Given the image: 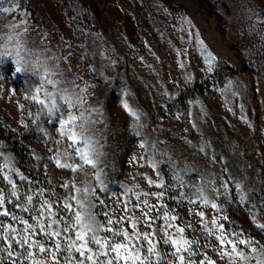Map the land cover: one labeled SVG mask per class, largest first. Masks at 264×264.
<instances>
[{
  "label": "rangeland",
  "instance_id": "obj_1",
  "mask_svg": "<svg viewBox=\"0 0 264 264\" xmlns=\"http://www.w3.org/2000/svg\"><path fill=\"white\" fill-rule=\"evenodd\" d=\"M0 41V122L29 144L46 174L39 184L57 187L56 201L75 204L81 195L77 189L93 190L96 171L109 162V135L127 140L131 134L124 192L96 199L90 192L84 201L85 207L97 205L93 214L102 226L105 214L119 220L125 203L131 209L139 203L136 195L148 194L140 201L162 209L150 212L157 217L151 229L141 222L137 230H159L165 223L161 211L176 216L169 231L184 228L173 239L189 242L181 252L188 264L206 261L204 247L214 264H233L218 250L220 230L205 238L201 217L194 215L200 212L206 223L216 219L236 251L248 257L235 264H264V232L258 227L264 225V0H0ZM207 54L216 58L211 71ZM41 88L38 98L47 99L44 117L36 114L40 105L31 102ZM51 106L56 111L49 116ZM69 116L84 129L73 130L94 149V169L82 167L78 158L67 160L76 171L57 166V157L60 163L67 159L70 141L60 133ZM148 125L155 128L153 145L164 164L170 161L178 169L171 197L168 183L135 139ZM121 140L115 143L118 149ZM215 149L217 160L207 156ZM222 166L230 184L221 176ZM198 174L206 184L218 185L213 189L217 208L205 207L199 191L187 190L201 180ZM142 211L132 212V219ZM36 217L33 212L22 219L34 223ZM51 219L62 218L55 214ZM107 227L132 233L127 219ZM237 233L240 240L253 242L251 248L236 240ZM36 239L44 242L42 235ZM222 247L232 251V244ZM172 250L157 244L153 259ZM125 259L122 254L121 264ZM54 264L76 263L56 253Z\"/></svg>",
  "mask_w": 264,
  "mask_h": 264
},
{
  "label": "snow or ice",
  "instance_id": "obj_2",
  "mask_svg": "<svg viewBox=\"0 0 264 264\" xmlns=\"http://www.w3.org/2000/svg\"><path fill=\"white\" fill-rule=\"evenodd\" d=\"M216 58L207 54L206 63L209 65V71L215 66ZM41 89H36L33 96L31 97V102L33 104H39L43 107L47 101L46 98L39 99L38 96L42 92ZM27 99V97H26ZM75 106V105H74ZM125 109H128V105L125 103L123 105ZM56 111V106L49 107V116ZM132 115H137L135 112ZM79 128L80 133L83 132V126L78 125L74 117L69 116V118L61 125V135L66 137L70 143L64 150L67 159L64 163H60L59 158H56V163L58 167L65 168L71 171H76L77 168L72 164L68 163L67 160L79 159L83 161L82 167L90 166L95 168V161L92 159L93 147L87 137L81 135L73 129ZM68 149H71V154H68ZM15 170H12L14 173ZM3 178H0L2 181ZM24 183L31 184L26 177H21ZM96 184L99 188H93L89 190L87 188L77 189L81 193L79 200L73 196L72 199L76 200L75 204H65L63 205V212H61L62 219H51L54 213L50 211L51 205L47 200L41 202L40 196L43 192H36L33 195H27L26 192H20L18 195V189L12 180H8V185L4 188H0V264H20V260L35 259L36 256H41L42 258L36 261V264H54L56 261V253H63L71 251L73 254L78 255L80 258V264H121L122 254L125 259V264L130 261L131 264H172V261L167 259L171 257L177 264H188L185 257L181 255V252L185 250L188 241L181 239H173L174 235H179L184 232V228H178L175 232H170L169 229L175 226L171 223L177 219L176 216H167L163 211L160 215L163 217L165 223L159 229L155 231H149L140 233L137 230V224L144 222L148 228H152V224L155 222L157 217H151L149 214L155 211L157 208H161L160 205H149L148 200L144 199L140 201V195L148 194H138L136 195L137 203L129 209L128 204L125 203L124 216L113 221L108 214H105V225L102 226L97 220L96 216L93 214L96 208V204H89L85 207L84 201L87 199L91 192L92 198L96 199V191H107L103 187V173L98 172L95 175ZM151 184L152 181H149ZM160 187V185H154ZM169 189H164L168 191ZM162 195V193H161ZM160 199V196L156 197ZM243 200V196L240 197ZM203 200V205L205 207L211 206L212 208H217L216 204H210V202L201 197ZM15 203H12V201ZM192 200H189L191 203ZM6 203H12L13 211H8L5 209ZM97 203H101L97 201ZM20 205V211L24 213L34 212L37 213V217L34 223H29L28 220L20 219L15 213L16 207ZM143 209L141 217L139 219L133 220L131 213L137 211L138 209ZM64 213H67L65 216ZM201 217L203 227L206 232V239L208 236L216 237V233L220 230V235L218 237L220 247V255L222 257H227L230 261L235 264L237 260H245L248 257L242 251H236V244L232 243L230 240L226 239V235L222 228L223 226L219 224L216 219H213L210 223L203 221L204 214L194 213ZM11 217L15 224L20 225L19 228L15 226H8L5 228L4 218ZM31 219V217H30ZM127 219L130 227L132 228V233L129 234L127 230L113 229L107 227V225L120 224L123 220ZM56 225V229L49 231ZM62 225V227L60 226ZM260 230L264 232V225H258ZM37 235H42L44 242H40L36 239ZM236 240L239 243L245 244L247 248H251L252 241H242L240 240V234L237 233ZM159 236V240L156 237ZM104 237H107L105 239ZM166 244L173 250L170 253H161L155 259L153 257L156 253L157 244ZM198 243V242H197ZM47 244V247H45ZM232 244V251L225 252L223 250V245ZM34 249L35 251H31ZM53 249L55 251H53ZM17 250L19 255H17ZM95 250V252H93ZM253 253L256 251L252 249ZM141 252L144 255H141ZM50 257V258H49ZM254 258V256L252 257Z\"/></svg>",
  "mask_w": 264,
  "mask_h": 264
},
{
  "label": "trees",
  "instance_id": "obj_3",
  "mask_svg": "<svg viewBox=\"0 0 264 264\" xmlns=\"http://www.w3.org/2000/svg\"><path fill=\"white\" fill-rule=\"evenodd\" d=\"M179 99H182V96L179 97ZM47 107H38L36 109V114L40 117H44L46 114ZM41 125L44 126V123H41ZM135 137L137 139L144 156L149 161L152 168L155 169V171L159 172L161 175V178L164 179L165 182L168 183V186L170 187V190L168 195L171 197L172 189H174L175 185L178 184V179L175 180V178H178V172L177 168L173 166L170 161L164 164V161L160 158L158 153L155 150V147L153 144L156 143L154 140V131L155 128L152 125H148L145 127V129H140ZM133 134V133H132ZM134 138L133 135L129 134L127 135V140L124 138L116 137L109 135L110 139V158L108 164L101 165L102 167H99L98 171H96V174L98 172L103 173V187L107 189V191H96L95 195L97 198L107 195L108 193L114 191V190H120L124 192L125 185L122 183V176L124 172V162L132 150V143L131 140ZM118 139L121 140V145H119V149L115 146V143ZM107 146V144H106ZM216 153V154H215ZM219 152H217V149L214 150L212 153H208L207 156H216V160L219 159ZM219 161V160H218ZM160 162L159 164H156ZM220 165V163H219ZM166 166V168H165ZM15 170L14 173H12V170ZM44 168L42 165H40L39 162H37L33 156L32 151L30 150L29 144L21 141L20 139H17L11 131L5 127L0 122V178H3L2 181H0V188H4L8 185V180H12L15 182L17 189H18V195L20 192H26L27 195H33V193L36 192H43V195L40 196L41 202L44 200H47L48 203L52 206L51 212L54 214H57L60 218H63L61 216V212H63V205H61V200H57V194H58V188L57 187H43L39 182L44 181ZM226 166H222L221 169V176H224L223 179L226 182L230 181L229 174L227 173ZM199 178L201 179L204 177V175H200ZM21 177H26L28 181L33 182L31 184L24 183L21 180ZM171 178L173 181H171ZM229 180V181H228ZM173 182V183H172ZM225 182V183H226ZM44 183V182H43ZM230 184V182H229ZM95 188H99L100 186L96 184L95 182ZM218 188V185H214L211 183L206 184L204 180H199L198 182H194V184H190L188 186L187 190H190L189 192H193L194 190L200 192V196L203 198H206L210 204H217V195H214L213 189ZM236 195V192L232 190L231 187H229V196L231 199H234ZM203 202V200H202ZM12 203H15L13 200ZM12 203H6L7 210L13 211ZM68 204V203H67ZM72 204V203H71ZM98 204V203H97ZM20 205L16 207L14 210L17 217L19 218H25L28 214H31L33 212L24 213L20 211ZM66 216L67 213H64ZM97 220L101 223L100 217H96ZM5 221H8L7 224H5V227L13 226L11 217L4 218ZM17 225V227H20V225ZM31 251H35L34 249H31ZM95 252V250H93ZM203 252L206 254V261L202 264H209V263H217V261H214L215 259L212 258L211 251L208 249V247H204ZM67 258L74 261L76 264H80V258L78 255L73 254V252L68 251L63 253ZM42 256H36L35 259H28L24 260L25 264H36V261L40 260ZM91 264V262H89Z\"/></svg>",
  "mask_w": 264,
  "mask_h": 264
},
{
  "label": "clouds",
  "instance_id": "obj_4",
  "mask_svg": "<svg viewBox=\"0 0 264 264\" xmlns=\"http://www.w3.org/2000/svg\"><path fill=\"white\" fill-rule=\"evenodd\" d=\"M5 31H7V30H5ZM4 39L7 40V37H5ZM15 40H16V38L13 37V40L11 42L15 43ZM3 43H4V41H0V45H2Z\"/></svg>",
  "mask_w": 264,
  "mask_h": 264
}]
</instances>
